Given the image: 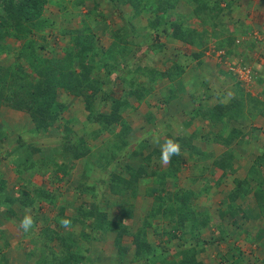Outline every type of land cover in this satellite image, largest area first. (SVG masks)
I'll use <instances>...</instances> for the list:
<instances>
[{"label": "trees", "instance_id": "trees-1", "mask_svg": "<svg viewBox=\"0 0 264 264\" xmlns=\"http://www.w3.org/2000/svg\"><path fill=\"white\" fill-rule=\"evenodd\" d=\"M88 1H91L93 5L89 12L97 14L96 7L100 4V0H77L74 8L83 6ZM115 1L130 3L135 8L144 6L152 8L156 18L155 22L151 23V27H158L159 32L181 43V46H176L171 65L164 71L150 68L149 64L142 61L147 54L146 51L138 49L135 55L137 65L133 72L127 67L121 72L120 81L125 88L122 98L113 96V79L106 78L102 81L94 76L96 68L104 67L101 60L109 51L105 52L95 44L96 35L90 29L84 35L76 36V44L66 47L61 56L39 54L36 52L37 49L48 53L54 51V46L48 42H41L46 40V36L37 33L44 26L53 24L48 18L43 17L46 5L51 2L48 0H0V56L8 53L10 57L13 53L12 49L7 52L4 38L19 40L27 37V40L22 43V49L14 50L15 55L22 57L25 64L14 61L5 68L1 67L0 100L19 105L30 114L36 137L41 138L55 127L57 131L55 138L59 139L54 144L52 141V144H45L42 147L36 145L39 152V157L36 159L32 158L33 152L30 151V148L34 147L24 143L22 139H18L14 147L2 152L0 160L4 158L13 165L18 181L21 183L15 195L11 196L5 190L7 180L0 177V208L4 206L7 214L16 215L18 208L32 211L37 210L38 207L40 209L45 204L52 209L56 208L53 221L58 223L59 227L63 228L60 223L63 219L71 221L68 227L72 230L68 232V236H65L64 232L49 226L48 217L43 219L47 225H44L42 236L38 238L42 242L39 250L44 253V256L34 264H207L199 257V253L204 251L202 247L204 243L212 244V241L203 239L202 236V233L211 227L212 222L216 224L219 231V238L216 240L219 242L227 236L225 233L227 231L221 227L225 218L227 220L230 218V221L238 227H240V221L243 223L257 214L264 220V150L247 170V175L240 179L233 178L234 187L229 191L227 201H223L224 204L217 209L215 216L207 210L201 211L192 205L191 197L194 193L191 189L179 188L173 191L166 185L168 181L175 185L177 174L183 170L188 161L183 159V151L190 156L194 168L199 167L197 161L205 162L200 167L202 173L212 168L220 170L222 176L235 174V156L229 145L235 139L242 141L247 139H243L246 135L236 127L231 126L227 129L226 127L228 121L238 120L245 113V110L240 112L237 110L247 96L242 88H246L245 83L237 77L236 73L230 71L236 83L234 91L228 96L223 86H210L204 79L198 87L191 86L192 80L186 77L188 76L187 67L193 62L197 65L202 63L201 58L208 48L209 41L203 39L204 32L192 26L190 16L183 17L175 13L170 8V0ZM209 4L213 6L208 7ZM228 6L230 4L221 8L218 3L199 0V8L195 9L192 16L195 14L196 18L213 28V37L217 38L210 42L215 44V50L223 51L220 55L222 58L232 59L236 55L241 56L238 62L243 66L247 60L245 48L247 46H253L251 50L259 48L260 41L245 42L227 34L222 36L217 32L215 29L218 25L217 17L224 10L228 11ZM203 11L207 14V20L204 19L206 15L202 16ZM77 13L81 11L77 9ZM107 33L114 40L111 47H119L121 55L128 54L130 45L137 41V38H134L133 28L124 30L122 27L116 31L108 28L105 34ZM34 34H37V37L40 36L38 39L41 41H36L33 38ZM29 35L32 36L29 37ZM186 45L202 48L197 51L189 47L185 48ZM105 71L107 72V68ZM259 73L262 74L261 69ZM139 78L143 81H136ZM164 81L169 82L166 93L154 105H151L146 98L157 85H162ZM177 81L190 88L189 97L193 106L191 110L185 112L189 118L184 125L192 124L195 120L207 123L209 128L205 133L199 132L200 139L220 145L223 150L218 155L209 152L208 154L195 143V133L187 135L181 130L178 135H173L169 131L168 139L179 143L180 155L172 156L171 162L161 171L152 169L147 171L145 167L153 156L160 159L161 150L154 148L150 153L142 156L141 160L137 159L143 147L147 145V138L138 140L137 146L131 148L134 126L123 113L127 110H133L131 111L133 113L139 109L141 101H147L150 109L145 114L146 124H143V127L149 132H157L158 128H162L165 124V127L169 129L173 122H158L156 113L159 110L162 114L167 111L164 115L172 113L171 104L179 97L174 86ZM257 81L264 84V77L254 76V82ZM126 95L131 99L126 98ZM70 96L81 100L79 104L82 109L78 110L81 111L83 118L63 115L68 109L65 101ZM247 101L249 105L259 102L255 97ZM253 109L251 108L250 112ZM261 112L264 115L262 110ZM127 117L129 119L130 115ZM213 126H219L220 130L213 132L211 130ZM113 127H116V131H113ZM79 128H83L93 139L103 132L112 131V135L106 140L104 137L99 145H90L84 134L79 133ZM35 138L34 141L37 142ZM76 163L80 164L81 168L76 174L78 178L70 181L69 188L75 191L74 198L80 196L72 201L73 214L66 216L64 205L57 204L59 192L62 191L60 183L73 174ZM25 172L28 176L23 179L22 174ZM35 175L45 177L47 184L33 183L32 177ZM151 175L158 177L152 179ZM250 180L254 181V184ZM142 191H144L143 195L152 198V205L142 219L141 225L133 229L127 220L131 217L129 214L134 208L132 200L141 196ZM238 198L244 200L252 198L259 208V213H256L254 208L243 209L240 203L237 205L235 201ZM113 208L118 210L117 213L112 212ZM154 220L164 221L161 228L154 227V234H161L165 243L176 240L175 245L170 249L168 245L159 244L150 238L147 228ZM126 236L130 238L128 244L123 242ZM79 239H82V247L76 245ZM55 240L60 246L59 249L53 244ZM108 240L112 241L114 257L110 259L109 256L103 257L100 254L94 259L90 255L91 245L95 241ZM261 245V248H264L263 242ZM172 249L173 252H171ZM4 255L0 254V264H12ZM237 260L236 264L245 263L241 257H237Z\"/></svg>", "mask_w": 264, "mask_h": 264}, {"label": "rangeland", "instance_id": "rangeland-1", "mask_svg": "<svg viewBox=\"0 0 264 264\" xmlns=\"http://www.w3.org/2000/svg\"><path fill=\"white\" fill-rule=\"evenodd\" d=\"M49 2L52 3L51 7H48L45 9L43 17L44 18H48L51 22H53V24H51V26H44L43 29L41 31H37L38 34L40 35H45L46 36V40L41 41L40 39H38V37L40 36H36L37 34L33 35V38H35L36 41H41V42H45L52 46H54V51L48 53V52H42L41 49L40 50H36V52H38L39 54H46V55H55L54 57H58L61 56L64 53V49L66 47H71L72 45L76 44V36H81L82 34L84 35L86 32H88V29L91 30V32H93V34L96 35V37L94 38L95 44L100 47L101 49H103V51H109L107 54H105L104 57H102L101 63L104 65L103 68H96L94 70V76L96 78H98L99 80L104 81L106 78H111L114 81L113 84V96L115 97H119L122 98L124 96L125 93V88H124V84L121 83L120 78H121V72L122 70H124L126 67L133 72V70L135 69V66L137 65V62L134 61V58L132 57V54L135 53L136 51H138V49H135V52H132V48L130 49V52L128 54H124L121 55V53L119 52V47H111L110 43H114V40L111 39V41L109 40V38L107 36H105V32L107 31V29L110 27H107L106 23H101L99 19V16L96 14V12H89L91 8V1L85 2V4L83 6L74 8V4L75 1L77 0H48ZM50 3V4H51ZM55 3V4H54ZM58 5V7L56 6ZM89 8V9H87ZM50 9V10H49ZM77 9H79L81 11V13H77ZM49 10V11H48ZM98 11V9H96ZM107 27V28H106ZM111 27L114 28V25H111ZM125 28V27H124ZM126 29V28H125ZM104 30V32H103ZM41 32V33H40ZM46 32V33H45ZM43 33V34H42ZM32 36V35H31ZM29 35V37H31ZM107 37V38H106ZM203 38H204V34H203ZM21 40V41H20ZM27 40V37L25 38H21L19 40H16L15 38H13V40H9V37L4 38L3 42H4V46L7 48V52H9L11 49L13 51V53H11V56L8 57L9 55L4 54L2 58L3 61V66L1 67H7L9 65L12 64V62H20L21 64H25L24 59L22 57H18L17 55H15L14 52V48L11 47L10 43H15L17 44L19 41L20 43H24V41ZM132 41H134L135 39H131ZM131 41V43H132ZM156 41V40H155ZM146 45V46H145ZM260 47L257 49H252L251 51V61L254 64V69H257L259 72V61L264 60V43L261 41L260 42ZM112 49H111V48ZM146 47H152L151 49H146ZM172 47V46H170ZM170 47H166L163 46L161 48V44L159 43H148V44H144L142 43L141 45V51H146V52H152L151 58L149 61H143L146 62V64H149L150 68H157L158 66H164V69H168V67L171 65V62L174 57V52H171V50L169 49ZM192 48V49H196L197 51L200 50L202 47H193V46H185V48ZM250 48V47H249ZM253 48V46L251 47ZM111 49V50H110ZM246 49V48H245ZM129 50V49H128ZM222 53V52H221ZM220 51L217 52V59H218V63L223 65V68L227 69L228 65H232V63H230V61H236L238 62L241 59V56H234V58L229 59V58H222ZM246 63H249V60H246ZM107 68V72L105 71ZM110 70V71H108ZM112 71V72H111ZM262 71V70H261ZM110 72V73H109ZM264 72L262 71V74ZM194 74L195 71H193L192 73L188 72V76L187 78L192 82L193 87H198L199 83L202 81V76H199L197 78H194ZM262 74H259L262 75ZM257 75V74H256ZM263 76V75H262ZM233 79V78H232ZM136 81H143L141 80V78H139V80ZM233 83H236V79H233ZM257 85L258 86V91L257 90H253L257 97V99L259 100L260 104L258 101L255 102V104L251 105L252 108L254 109H258V110H262L264 109V84L260 83V82H254L252 80V82L248 83L247 85L245 84V87L249 90L252 89L253 85ZM181 85V83H180ZM182 86V85H181ZM188 87V86H187ZM185 89V87L183 86V89L187 95V98L189 99L188 101L191 100V98L189 97V92L190 89L187 88ZM157 88V86L155 87V89ZM187 91V92H186ZM250 92L252 91H248L247 93L251 94ZM153 93V91H152ZM159 93V92H158ZM159 97H161L160 95H158ZM59 94V93H58ZM153 93V95H156ZM126 98H128L129 100L131 99L129 96L126 95ZM75 100H77V98H73L75 108L74 109H69L68 111H64V116L66 117H72V116H76L78 118H83L81 111H79L78 109H82V106L79 104L81 102L80 99H78V104L75 102ZM70 100L68 97V105L70 104ZM258 102V103H257ZM66 103V104H67ZM246 102H241V104L239 105V107L237 108V110L243 111V108L245 106ZM136 105V103H135ZM258 105V106H257ZM255 106V107H254ZM137 108V107H136ZM136 110V109H135ZM124 111L123 115H127L125 116L127 118V120H129L130 123H132L131 125L134 126L133 124L136 123V120H133L131 118V110ZM185 116V117H182ZM181 120L178 122H173V124H170L172 126H170L169 129H167L165 127V124H163L164 126H162V128H158V131L153 133V134H148L147 130H143L144 132V138H147V145L143 147L142 153L139 154L138 158L139 160L142 159V156L147 155L148 153H150L152 151V149L154 148H160V145H162L166 140H168V135L167 133L169 131H171L170 133H172L173 135H178L179 132H181V130L189 135L190 133H195L196 139H194L195 143L197 145L200 146V148L205 151L206 153H213L214 155H218L220 153H222L221 151L223 150V148H221L220 145L217 144H213L211 143V141H202L200 139L201 133L202 132H206V130L209 128H207V123H203L200 122L198 120H195L194 123L192 124H188V125H184V122H187L189 116L188 115H181ZM165 121V120H162ZM168 121H171L168 117ZM236 124L238 123V120H235ZM228 122L227 127H231L230 123ZM139 123V122H138ZM140 124V123H139ZM181 124V125H178ZM240 126H242L241 123H239ZM75 127L77 128V125H75ZM198 127H202V129H198ZM247 127V126H246ZM114 130L116 131V127H113ZM212 131H219L220 127L219 126H213L211 127ZM198 129V130H197ZM201 131V133H199ZM56 130L55 127L51 128L50 131H48V133H45L43 138L40 139V143L39 144H49L53 141V144L59 139L55 138L56 134ZM79 133H83L86 140L88 141V143L90 145H99L101 143V141L103 140V138L106 140L107 137L111 136L112 131L110 133L108 132H103L102 134H100L97 138H91L83 128H79ZM50 134V135H49ZM243 134L245 135V133L243 132ZM24 136H28V135H24ZM141 135H137L136 138H133V142L131 143V148L137 146L138 143V138ZM57 137V136H56ZM159 138V144L154 143V139L155 138ZM243 138V137H240ZM248 139L247 137H244L243 139ZM254 138V137H252ZM263 138V137H262ZM137 139V140H136ZM240 140V141H237ZM193 141V143H194ZM240 142V143H238ZM249 142H253L251 139H249ZM24 143H28V142H24ZM52 144V143H51ZM231 144L234 145V147H236L237 149H240L242 151H244V155L243 157L241 156V158L238 159V163L240 162H251L252 159H254V161L256 160V156L257 153L256 152V144H250L248 147H244L242 148V146H244L243 141L241 139H235ZM239 144V145H236ZM38 145V144H37ZM230 147H232V145H229ZM97 148V147H95ZM208 153V154H209ZM251 154V155H250ZM183 155V159L184 160H188L184 167L183 170L180 171L177 174V180L175 182V185L173 186L171 184V181L167 182L166 187L169 190H173L175 191L176 189L179 188H185V189H191L193 191V195L191 197V202L192 205H194L195 208H197L198 210L201 211H209L210 214L212 216L217 215V209L220 207V205H223L224 202L223 201H227V196L229 191L234 187V182H233V178L237 177L238 179L243 178V173L242 170H246L247 168H249L248 166L245 168H239L236 167L235 169V174L234 175H225L222 176V173L220 170H215L213 171V169H206L203 173L202 170H200V167L202 164H204V161H197L199 164V167L194 168L193 164L190 160V156L186 153V151H183L182 153ZM2 157V156H1ZM249 157V158H248ZM4 158H1V160H3ZM137 160V161H139ZM7 161V160H5ZM195 161V160H194ZM208 163H210V160H208ZM253 161V163H254ZM8 162V161H7ZM10 163V162H9ZM138 163V162H137ZM246 166V165H245ZM10 167L14 170L13 165L10 163ZM166 167V165H163L160 162V159H157L155 156L152 157L150 163L147 164V166L145 167L147 171H150V169L154 170V171H161L162 169H164ZM235 167V166H234ZM15 172V171H14ZM16 174V173H15ZM17 175V174H16ZM26 177L28 176V174L25 172L24 174ZM158 176H153L151 175V178H157ZM33 179H36L37 183L40 184V180H45V177L36 175L32 177ZM253 184V183H252ZM50 186V185H49ZM52 189V186H51ZM60 191V190H59ZM62 192V191H60ZM145 195V194H144ZM59 197V196H58ZM145 199V208H147V210L145 208L141 209V212L139 211L138 217H140L141 219V223H142V219H144L146 213L148 212V209L151 207L152 205V198L151 197H147L145 195L144 197ZM139 201H141L139 199ZM235 203L237 205L242 206V208L247 209V208H255V205H252L251 203H246V201L244 202V199L238 198ZM252 205V206H251ZM47 205L43 204L41 206V208L39 209L38 207V211L36 209L34 212L28 213L31 214L32 217L34 218V225L32 227V229H30L29 232L25 233L22 229H20L19 224L21 219L23 218V216L26 214V212L23 210V208H19L20 210L16 211V215H14V222L11 223L10 221H7V225L6 228H9V230H11L12 236L17 238V247L15 252H11L15 255L17 254V252H28V248H33V244L37 245L38 248L40 247V242L41 239L38 238L41 235L42 229L44 228V225L46 222L43 220L46 218V216L48 218H51L50 215L48 214H44L43 211H47ZM225 209V208H224ZM53 210V209H52ZM70 210V209H69ZM71 211V210H70ZM13 216L10 215L8 217L5 218L10 220ZM38 217V218H36ZM132 220H131V219ZM127 222L130 224V227H132L133 229H136V223L137 220H133V217H130ZM217 219V218H215ZM239 219H241L239 217ZM231 219L228 218V220L224 219V221L221 223V227L227 231V236L224 239H221L219 242H216V240H218L219 238V231L218 229L215 227V229H211L212 232L209 233L208 230H205L203 232V236H205L207 239H209L210 241H212V244L206 243L204 244L202 247L204 248L203 252L201 253L202 257H205V259L210 262V264H236L237 263V257H241L245 263L242 264H260L261 262H264V248H261V242L259 240V237L261 236V234H263L264 232H260L258 234H256V239H253L254 235H253V230L250 229L249 227V222H247L248 220H246L245 222H241L240 220V227L236 226L233 222L230 221ZM50 223L49 226L50 227H55L58 231L60 232H64L63 234H65V236H68V232H71V228L68 227V230H63L62 227H59V224L56 223L55 221H53V217L51 220H47ZM139 222V223H140ZM164 224V221H160V220H154L152 221V225L149 226L147 228V232L150 234V238L154 239V241H156L157 243H163L165 246L168 245V249L171 248V246L175 245V241L173 240L170 243H165L164 239L162 238L161 234L153 233L154 227H159L161 228L162 225ZM212 224H215L212 222ZM141 225V224H140ZM213 228V227H211ZM79 229V228H78ZM67 231V232H66ZM79 230H77L78 232ZM14 233V234H13ZM21 236V237H20ZM259 236V237H258ZM214 238V240H213ZM14 239V238H13ZM208 240V241H209ZM130 241L129 237H124L123 242L125 244H127ZM98 243L99 246L106 248L107 247V243H103V241H95ZM193 243V242H192ZM52 244V243H51ZM53 244L57 247V249H59V245L58 242L55 240L53 242ZM188 245V243H186ZM191 244V243H189ZM78 246L82 247V239H79L77 244ZM6 249V247H5ZM105 251V249H104ZM173 251V249L171 250V252ZM220 252V254L218 255V253ZM92 256V255H91ZM172 257L169 255V259H171ZM95 259V258H94ZM208 264V263H207Z\"/></svg>", "mask_w": 264, "mask_h": 264}, {"label": "crops", "instance_id": "crops-1", "mask_svg": "<svg viewBox=\"0 0 264 264\" xmlns=\"http://www.w3.org/2000/svg\"><path fill=\"white\" fill-rule=\"evenodd\" d=\"M100 4L96 7L98 9L97 15L99 16V19L101 23H106L107 27H110V30H118L120 28H127L131 30L133 28L134 33V38H137L136 43H132L130 46L132 48V52H135V49H141L142 43L144 44H150V43H159L161 44V48L163 46L170 47L169 49L171 52L175 53L176 46H181V43H179L178 40H175L167 35H165L162 32H159L158 27H151V23L155 22L156 15L153 12V9L150 7H133L130 3H119L116 2L115 0H100ZM205 1V0H204ZM212 1V3H218L219 7L225 8L226 5H229V10H224L221 12V14L217 17L218 25L215 27L217 32L219 34H222V36L230 35L233 38L236 37L237 39H242V41H250V40H257V41H262L264 43V0H208ZM171 6L170 8L173 9L175 13L181 14L183 17L184 16H190V22L193 24L192 26H195L197 29L200 30V32H204V40L209 41L207 46V50L204 51V55L201 58V64L197 65L195 62L191 63L190 66L187 67V71L189 73H192L195 71L194 78H197L199 76H202V79H204L208 85L210 86H223L225 91H227L226 96L230 94V92L234 91V86L235 84L233 83V79H235L234 75L232 72H230L227 69L223 68L222 64L218 63V57H217V50H215V44L210 42L213 39H216L217 37L214 36L213 33V28H211L209 25H207L205 22L201 21V19H198L194 16H192L193 12L195 9L199 8V0H170ZM52 4L48 3L46 5V8L51 7ZM57 6V5H56ZM208 7H212L213 4L207 5ZM53 7V6H52ZM58 7V6H57ZM93 5H91V8ZM89 9V8H87ZM50 10V9H49ZM48 10V11H49ZM202 16H205L204 19L207 20V14H204L206 12H202ZM193 17V18H192ZM111 25H114V28L111 27ZM129 25H133L132 27ZM203 26V27H201ZM106 27V28H107ZM124 28V30H126ZM104 32V30H103ZM130 32V31H129ZM116 33V32H115ZM212 35V36H211ZM111 41L113 38L110 37V35L107 33L105 34ZM106 37V38H107ZM222 38V37H220ZM9 40H13V38H9ZM156 40V41H155ZM111 45V42H109ZM246 44V43H245ZM11 47L14 48L15 51H19L22 49L23 45L18 42L17 44L15 43H10ZM146 46V45H145ZM247 46V45H246ZM247 46V48L244 50L246 51L245 55L247 56L246 59L249 60V65L251 67L254 66V64L251 61V47ZM152 47H146V49H151ZM258 49V48H257ZM255 50V48H254ZM146 56L143 57L142 61H149L152 55V52H146ZM4 54H1L0 57H2ZM135 53L132 54V57L134 58V61L136 62L135 58ZM234 58V57H233ZM3 59L0 58V70L1 66H3ZM3 68V67H2ZM254 68V67H253ZM156 69L164 71V66H158ZM259 69H261L264 72V60L259 61ZM255 71H258L255 69ZM261 71V73H262ZM259 73V72H258ZM260 74V73H259ZM187 75V74H186ZM264 77V73L262 74ZM261 75V76H262ZM187 77V76H186ZM233 78V79H232ZM256 83V82H255ZM1 84V83H0ZM169 82L164 81V83L161 85H157V88L153 91L154 94L158 93V95L163 96L166 91H167V85ZM182 85V84H181ZM180 85V82H175L174 86L176 87V90L178 91L179 97L175 99V101L172 102V113L170 115H164L166 112L163 114L161 111H157L156 116H157V121L160 122L162 120H165L168 122V116L169 119L172 122H178L180 121L181 115H185V112H188L191 110L192 102L191 100L188 101L189 99L187 98V95L183 89V86ZM185 89L187 86H184ZM242 87V86H241ZM189 88V87H187ZM244 90V93H247L248 91L253 95H250L247 93V96L244 97L246 104L243 108L245 110V113L243 116L238 118V123L236 124L235 120L230 125L232 127H236L237 129L241 130L242 132L245 133L246 137L248 138L247 140L243 141L244 147H248L250 144H256V152L257 156H259L262 151L264 150V115L261 112V110L258 109H253L252 112H250L252 106L248 104L249 99H252L253 97L257 98L255 93H253V90L258 91V86L255 84L252 86V89L249 90L247 88L242 87ZM190 89V88H189ZM187 92V91H186ZM229 92V93H228ZM153 93L150 94L149 97L146 99L151 105H154L156 101L160 99L159 96L153 95ZM73 96L69 97V100L71 101L70 104L68 105V111L69 109H74L75 105L73 101ZM162 98V97H161ZM78 99L75 100V102H78ZM68 101V99H67ZM65 101V103H67ZM147 101H141L139 104V109L137 111L131 113V118L133 120H136L137 122L134 123V132H133V138H136L137 135H141L138 139L142 140L144 138V132L143 130H146L145 127H143V124H146V119H145V114L146 112L150 109L149 106L146 103ZM68 104V103H67ZM78 104V103H77ZM153 107V106H152ZM264 112V109H262ZM64 115V113H63ZM248 119H247V117ZM185 117V116H182ZM228 121V122H231ZM140 124H139V123ZM227 122V123H228ZM242 126H240V124ZM181 125V124H178ZM228 125V124H227ZM247 126V127H246ZM33 121L31 119L30 114L24 110L23 108H20L19 105H15L14 103H9L8 101H4L3 99L0 100V155L2 152L6 151L7 149H10L16 145V142L18 139H22L24 142H28V144L32 145L34 148H30V151H32L33 156L32 158L36 159L39 157V152L36 148V145L38 144L40 147H42L45 144H39L40 139L43 138H38L35 136L34 131H33ZM154 130V129H153ZM155 132L153 131H148V134H153ZM24 135H28L27 137ZM36 137V138H35ZM254 137V138H252ZM263 137V138H262ZM34 138L36 141H34ZM246 139V138H245ZM249 139H251L253 142H249ZM137 140V139H136ZM240 141V140H237ZM241 142V141H240ZM238 142V143H240ZM232 151L235 156V163L234 166L239 167V168H245L248 167L250 168L253 164L254 159H252L251 162H240L238 163V159L243 157L244 151L237 149L234 147L233 144H231ZM239 145V144H236ZM42 149V148H41ZM251 155V154H250ZM256 156V158H257ZM249 158V157H248ZM246 165V166H245ZM80 164L76 163V168L73 170V174L70 177H67L63 182L60 183L61 190L62 192L60 193V196L58 197L57 204L58 205H64L65 210L64 213L66 216H71L73 214V199H77L75 197V191L72 188H69L70 181L73 179L78 178V171L80 170ZM242 170L243 176L247 175L248 169ZM215 171V170H213ZM25 174V173H24ZM22 174L23 179H26V176ZM36 176V175H35ZM0 177L5 178L7 180L6 183V193L8 195L14 196L15 191L19 187V183L17 175L15 174L14 170L10 167V163L5 161V159L0 160ZM47 180H40V185H45ZM32 182L35 184H38L36 179L32 178ZM251 183L254 184V181L250 180ZM69 188V189H68ZM144 191L140 192L141 196H139L137 199L132 200L134 204V208H132L131 212L129 215L133 217V220H137L136 227L138 228L139 225L141 224V219L138 217L139 211L141 212V209L145 208V195H143ZM139 199L141 201H139ZM246 203H251L252 205H255L256 213H259V208L256 205V202L252 198L245 199L244 202ZM248 203V204H249ZM251 205V206H252ZM143 207V208H142ZM15 209V206H13ZM47 211H43L44 214L50 215L51 218H48L49 220L52 219V217L56 213V208H52L49 206L47 207ZM253 208V206H252ZM71 211H70V210ZM147 209V208H146ZM6 208L1 206L0 208V254H5V258L9 259V261L12 264H34L36 261H39L40 259H43L42 257L44 256V253L39 250L38 246L33 244V248H28V252H17V254L14 257V254L11 252H15L16 247H17V238L12 236L11 230L9 228H6L7 221H10L13 223L14 221V215L13 217L8 220L5 218L10 216V214L6 213ZM17 210H20L19 208ZM26 213L28 211L24 210ZM35 210L30 211L34 212ZM117 209L113 208L112 212L117 213ZM18 214V211H17ZM31 215V214H30ZM253 215V214H252ZM34 217V216H33ZM47 217V216H46ZM38 218V217H36ZM131 219V218H130ZM226 219V218H225ZM132 220V219H131ZM227 220V219H226ZM140 222V223H139ZM249 222V227L252 229L253 232V239H256V234L260 232H264V220L259 216V214L255 216H251V218L248 219ZM6 223V225H5ZM211 227L209 229H206L210 232L211 229H215L216 224H211ZM217 228V227H216ZM64 231H68V227H63L62 228ZM227 233V232H225ZM14 234V233H13ZM203 234V233H202ZM227 235V234H226ZM203 236V235H202ZM21 237V236H20ZM203 239H206L205 236H203ZM259 237V236H258ZM14 238V239H13ZM260 242L264 243V233L261 234L259 237ZM107 243V247H101L98 245L97 242H94L91 247H90V255L92 257L97 258L101 254V256L104 257V255H107L110 257L112 256L113 253H115L112 241L108 240L105 241ZM103 242V243H105ZM129 243V242H128ZM127 243V244H128ZM205 244V243H204ZM42 246V242H40V247ZM6 247V249H5ZM105 249V251H104ZM173 252V251H172ZM201 253H199V257L205 262L209 263L205 257L201 256ZM27 254V256H25ZM111 259V258H110Z\"/></svg>", "mask_w": 264, "mask_h": 264}, {"label": "clouds", "instance_id": "clouds-1", "mask_svg": "<svg viewBox=\"0 0 264 264\" xmlns=\"http://www.w3.org/2000/svg\"><path fill=\"white\" fill-rule=\"evenodd\" d=\"M221 52L223 53L222 50L220 51V53ZM230 63H232V62L230 61ZM244 65L251 67L248 63H245ZM230 66L231 65H228L227 68L229 71H232L230 69ZM251 69L253 71L252 80L254 81V76H256V74L259 75V73H258V71H255V69L253 67H251ZM232 72L235 73L234 71H232ZM154 143L159 144V138L158 137L154 139ZM160 150H161L160 162L163 165L169 164L171 162L172 156L180 155V153H181V148H180L179 143L175 142L172 139H168L162 145H160ZM30 211L31 210L29 209L28 212L23 216V218L21 219L20 224H19L20 229H22L25 233L29 232L35 223L32 215L28 214V213H30ZM60 223L63 227H68L71 224V221L68 219H63L60 221Z\"/></svg>", "mask_w": 264, "mask_h": 264}, {"label": "built area", "instance_id": "built-area-1", "mask_svg": "<svg viewBox=\"0 0 264 264\" xmlns=\"http://www.w3.org/2000/svg\"><path fill=\"white\" fill-rule=\"evenodd\" d=\"M238 41V40H237ZM230 69L234 71L239 79L244 83H250L253 77V71L251 67L246 65H240L239 63L230 66Z\"/></svg>", "mask_w": 264, "mask_h": 264}]
</instances>
